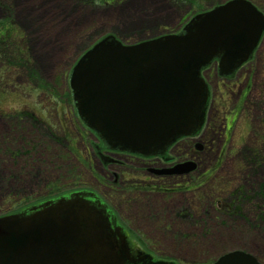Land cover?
<instances>
[{
  "label": "rangeland",
  "instance_id": "374dc122",
  "mask_svg": "<svg viewBox=\"0 0 264 264\" xmlns=\"http://www.w3.org/2000/svg\"><path fill=\"white\" fill-rule=\"evenodd\" d=\"M91 1L0 0V26L19 28L36 71L32 81L29 67L17 64V44L0 42L2 58L11 60H0V154L20 146L6 116L15 106L33 105L39 118L25 175L12 179L10 160H0V215L15 212V198L51 200L92 190L121 216L132 242L156 257L212 264L220 253L242 249L264 262V35L232 77L218 74L214 62L203 69L210 89L205 125L168 150L172 164L191 159L197 168L159 176L148 170L160 167L155 161L127 154H111L109 161L121 163L106 167L94 134L74 109L73 64L106 34L130 44L175 32L190 16L225 0ZM251 1L264 12V0ZM30 82L46 83V93L31 91ZM224 206L232 211L225 213Z\"/></svg>",
  "mask_w": 264,
  "mask_h": 264
},
{
  "label": "water",
  "instance_id": "95a60500",
  "mask_svg": "<svg viewBox=\"0 0 264 264\" xmlns=\"http://www.w3.org/2000/svg\"><path fill=\"white\" fill-rule=\"evenodd\" d=\"M263 31L264 16L249 0H227L193 16L179 33L133 44L107 35L68 76L77 113L105 147L164 155L203 124L209 89L201 69L217 59L218 73L231 76ZM194 166L184 161L158 172L183 174ZM125 237L92 191H78L0 216V264H174L135 256ZM213 264L262 263L236 249Z\"/></svg>",
  "mask_w": 264,
  "mask_h": 264
},
{
  "label": "flooded vegetation",
  "instance_id": "af4514ba",
  "mask_svg": "<svg viewBox=\"0 0 264 264\" xmlns=\"http://www.w3.org/2000/svg\"><path fill=\"white\" fill-rule=\"evenodd\" d=\"M113 1V0H112ZM23 35L20 34L19 32V28L17 26H13V25H8V26H0V41L1 42H10L12 41V44H17L16 49V53L15 55H17V58H15L17 60V64H21L22 66H27L29 67V74L31 76L30 79H32L33 74L36 73V71L33 68V64L31 63L29 57L26 55V51L27 50V46L26 43L23 44V46L21 45L23 42ZM21 39V40H20ZM20 40V41H18ZM26 46V47H25ZM18 53V54H17ZM2 53L0 52V60L1 62H5L7 61L8 64L10 65L11 60L8 59H3L2 58ZM3 59V60H2ZM31 67V69H30ZM33 81V79H32ZM31 84H33L32 87H30L29 89L31 91H34L35 88L39 89L40 92H42L43 94L46 93V83H41V82H37L36 84L33 82H30ZM29 85V83L27 84ZM23 104V102L21 103ZM35 107L29 106V105H22L19 106V104L17 106L14 107L13 111L11 112V114L6 115L7 117H9L10 119H12V132L17 135L18 138V143L20 144L19 147H16L12 150H8L7 153H3L0 154V160L1 161H8L10 160L11 162V166H12V170L10 171V175L12 177V179L18 181L20 177H22V175H25V169L29 168V164L32 163L33 161V156H32V150H31V145L32 142L35 140L36 134H37V125L39 123V118L36 116V111H35ZM40 113H44L42 111H40ZM41 138H44V140L46 139V133L43 135L41 134ZM190 138H194V137H190ZM96 141L98 142L97 138ZM45 147H46V140H45ZM96 147V145H95ZM101 150V153H100ZM98 153H100L102 155V157H104V165L107 167L109 164V162H119L121 163L120 160H115L113 158H111V160H108V157H110L111 154H127L130 155L128 153H124V152H119V151H114V150H108V149H99L97 150ZM130 156H134V155H130ZM141 160L144 161H155L153 163V165L155 166H160L161 168L163 167H167L172 165V158L168 157L166 155V158L163 157H159V156H151V157H140V156H135ZM114 160V161H113ZM195 161V160H194ZM159 162V163H157ZM197 164L196 167L197 168ZM160 167L158 169H160ZM20 169V170H19ZM149 171H156V168H148ZM161 176V175H159ZM115 179L117 177V175L114 176ZM161 179V177H160ZM161 182V181H160ZM159 182V183H160ZM162 183V182H161ZM46 200V196L43 198V200L39 201V200H26L24 198H22V200L19 199H14L13 202L11 203H15L16 204V209L15 211L18 210H28L29 208L31 209V207H34V205L39 204L42 201ZM8 213V212H7ZM182 214V213H181ZM116 218H117V222L118 224L122 225V227H125L124 222L121 220V218L118 216V214L116 213ZM128 229L126 228V231ZM129 241L130 246H132L133 250H135V245L132 244V239L131 236L129 234H127L126 237ZM137 249L135 251H132V253L136 256L137 255ZM139 250V249H138ZM145 252V249H141ZM150 253V252H149ZM154 257H156L154 255ZM159 258H164V257H159ZM168 261H172L174 260L176 262V264H178L179 262L176 259H168V258H164Z\"/></svg>",
  "mask_w": 264,
  "mask_h": 264
},
{
  "label": "trees",
  "instance_id": "16d2710c",
  "mask_svg": "<svg viewBox=\"0 0 264 264\" xmlns=\"http://www.w3.org/2000/svg\"><path fill=\"white\" fill-rule=\"evenodd\" d=\"M1 42V41H0ZM192 180L194 181V182H192L193 184L194 183H196V178L195 177H192ZM190 186H191V184H190ZM157 187H159V185H157ZM243 191L239 194V197L236 195V199H239V198H241V196H242V198H243ZM235 194V193H234ZM239 201H241V200H239ZM231 207L230 206H227V207H224V211L225 212H229V210L228 209H230Z\"/></svg>",
  "mask_w": 264,
  "mask_h": 264
},
{
  "label": "bare ground",
  "instance_id": "6f19581e",
  "mask_svg": "<svg viewBox=\"0 0 264 264\" xmlns=\"http://www.w3.org/2000/svg\"><path fill=\"white\" fill-rule=\"evenodd\" d=\"M86 18H87V15H83L82 17H80V20H79V22H82V21H84Z\"/></svg>",
  "mask_w": 264,
  "mask_h": 264
}]
</instances>
